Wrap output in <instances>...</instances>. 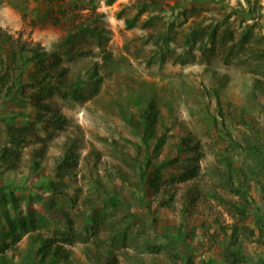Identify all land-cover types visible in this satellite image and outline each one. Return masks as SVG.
Segmentation results:
<instances>
[{"label":"rangeland","instance_id":"1","mask_svg":"<svg viewBox=\"0 0 264 264\" xmlns=\"http://www.w3.org/2000/svg\"><path fill=\"white\" fill-rule=\"evenodd\" d=\"M9 1L0 264H264V0Z\"/></svg>","mask_w":264,"mask_h":264},{"label":"trees","instance_id":"2","mask_svg":"<svg viewBox=\"0 0 264 264\" xmlns=\"http://www.w3.org/2000/svg\"><path fill=\"white\" fill-rule=\"evenodd\" d=\"M113 2L114 0H109L108 4H111ZM9 3L14 9L20 12L23 19L27 17L28 15L27 7L26 5H23L21 1L10 0ZM126 22H127L126 26L128 28L134 26V23L132 21H126ZM72 38L73 35L68 34L66 35L64 41L67 42L69 40H72ZM247 40H248L247 37H245L244 35L240 42L241 45H244L247 42ZM0 49H12V53H11L12 59L18 61L22 66L30 63L36 67L38 76H36L34 82H35V86L38 87V90L45 88L44 87L45 84L43 83L50 84V81H47V77L50 76V70H51V66L48 64L50 60V54L47 53L40 44L22 40L21 36H18L17 38L14 39L11 35L7 34L0 28ZM52 69L56 70L53 75L54 78L58 80L64 78L63 72L60 69L57 70L56 65L54 67L52 66ZM143 112L145 113L146 118H149L151 115L154 114L151 105H149L147 108H144ZM245 147L249 155H251L254 158L260 157L262 162L264 163V146H261L258 143L246 141ZM228 169L230 170V168ZM248 170H249L248 173H246V171L244 170H238V173H240V175L243 177L241 181V185H239L238 187L239 194H241L242 196L245 194V192L242 190L243 187L241 188V186H243V184L245 183L247 174L254 177L257 176L264 177V170L262 168L256 169L257 171H255L249 169L248 167ZM153 182H156V180H154ZM255 182L259 183V180L255 179ZM38 252H42L40 258H43V255L46 254L47 256H52L51 258H49L52 259L56 254V251H54V253H52L51 255L49 254L48 243L41 245V247L38 249ZM102 264H108V262L106 261L105 263Z\"/></svg>","mask_w":264,"mask_h":264}]
</instances>
